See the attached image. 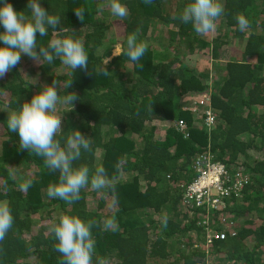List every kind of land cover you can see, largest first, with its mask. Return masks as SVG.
<instances>
[{
	"label": "trees",
	"instance_id": "trees-1",
	"mask_svg": "<svg viewBox=\"0 0 264 264\" xmlns=\"http://www.w3.org/2000/svg\"><path fill=\"white\" fill-rule=\"evenodd\" d=\"M8 2L30 14L28 0ZM121 2L129 16L108 20L107 7L101 10L107 0H40L49 13L60 14L57 30L69 29L59 35L83 38L89 71L61 74L54 70L64 66L59 58L39 65L22 54L20 63L0 79V185L7 182L9 189L0 191V200L9 202L14 217L0 241V264H61L49 227L63 214L97 222L92 228L94 264L97 257L108 264L203 262L206 254L198 237L206 213L235 232L232 236L227 229L214 242L207 254L212 264H264V0H220L224 14L207 36L178 18L189 0ZM79 8L84 21L75 15ZM239 14L250 22L243 32L235 19ZM137 28L148 49L132 62L122 51L127 35ZM54 35L51 29L48 36L37 34L38 45L46 47ZM116 45L120 52L112 56ZM198 55L206 57L199 69L187 62ZM109 57L111 62L105 63ZM34 76L72 80L60 94L74 91L80 99L71 111L60 105L61 111L66 109L62 135L75 129L91 138V151L74 163L106 169L116 187L114 205L111 192H97L90 185L72 204L48 197L58 172H49L42 157L20 150L18 133L7 129L9 111L40 90ZM195 94L210 95L217 111L214 127L206 128L202 118L195 121L183 109L181 97ZM179 120L187 125L184 131L177 128ZM202 151L221 160L231 177L242 171L247 179L241 199L232 196L220 211L180 203L179 186L194 177L192 160ZM28 178L33 183L25 192L19 185ZM223 215L231 217L223 220ZM106 217L115 218V230L104 229Z\"/></svg>",
	"mask_w": 264,
	"mask_h": 264
},
{
	"label": "clouds",
	"instance_id": "clouds-1",
	"mask_svg": "<svg viewBox=\"0 0 264 264\" xmlns=\"http://www.w3.org/2000/svg\"><path fill=\"white\" fill-rule=\"evenodd\" d=\"M145 2L150 3L151 0ZM104 7L120 20L129 16L128 8L121 0H107L106 5H101V10ZM26 9L30 14L16 11L8 0L0 2V27L3 28L0 32V79L20 63L22 54L39 65H51L54 59L59 58L61 63L71 70L69 75L76 69L89 71L88 53L83 38L59 35L69 30L62 27L57 30L61 25L60 14L49 13L40 0H28ZM74 12L80 21H84L83 8ZM223 14L224 6L220 0H189L178 18L185 24L191 23L194 31L203 36L216 30L217 20ZM235 19L240 31L249 28L250 22L243 14L237 15ZM49 29L55 34L54 37L48 41L46 47L39 46L37 34L40 37L48 36ZM139 36V28L128 34L126 49L122 51L132 62L139 61L148 49L147 42L139 39ZM109 59L110 57L106 58L105 63ZM35 83L36 78L33 77V84ZM71 84L72 80L61 83L56 79H53L51 84H43L30 102L25 101L19 108L9 111L7 129L9 132L18 133L20 150H27L42 157L49 172H58V181L49 184L47 188L48 197L72 204L81 199V190L90 185L94 191L111 192L114 205L117 200L116 187L106 169L98 165L93 171L87 164L77 166L74 163L81 159L83 152L91 151V138L75 129L67 137L62 135V114L58 105L69 106L71 111L74 102L80 99L74 91L61 96L60 90L68 89ZM204 95H188L190 98L187 101L190 104L182 105L183 109L193 115L195 121L196 115L199 114L193 111L194 107H198L195 102ZM32 183L31 178L25 179L19 188L26 192ZM8 190L7 182L0 185V191ZM13 223L14 217L9 202L0 200V241L4 240ZM96 223L95 220L85 221L77 216L63 214L58 218V222L50 225L49 231L56 239L54 248L63 257L61 264H94L95 240L92 228ZM162 223L167 224V216L163 218ZM103 227L105 230H115L118 225L114 217H106ZM95 264H108V261L97 257Z\"/></svg>",
	"mask_w": 264,
	"mask_h": 264
},
{
	"label": "built area",
	"instance_id": "built-area-1",
	"mask_svg": "<svg viewBox=\"0 0 264 264\" xmlns=\"http://www.w3.org/2000/svg\"><path fill=\"white\" fill-rule=\"evenodd\" d=\"M193 111L198 112L197 119L202 118L201 122L210 129L217 122V111H215L210 104V96L208 94L197 99ZM180 131L186 129V123L179 120L176 124ZM191 168L194 170V177L186 183L179 186L181 191V205L190 207L207 206L220 211L226 206V201L232 196L236 199H241L242 189L246 183V177L242 171H238L233 177L229 175L225 164L221 160L215 159L208 151L198 153L192 160ZM168 177V175H167ZM228 216L223 215L220 218L223 220ZM219 225V226H218ZM230 225L223 221L220 224L206 213L199 222V237L202 248L205 249V258L203 262H196L194 264H212L208 259V252L211 250L216 240H221L226 236V230L230 229V235L235 232ZM202 233V234H201ZM198 234V233H197ZM182 264V263H178Z\"/></svg>",
	"mask_w": 264,
	"mask_h": 264
},
{
	"label": "rangeland",
	"instance_id": "rangeland-1",
	"mask_svg": "<svg viewBox=\"0 0 264 264\" xmlns=\"http://www.w3.org/2000/svg\"><path fill=\"white\" fill-rule=\"evenodd\" d=\"M105 12H106V16L105 17H107V19L108 20H113V19H116V17L115 16H113V15H111L110 14V12H109V10L108 9H106L105 10ZM108 12V13H107ZM210 34V33H209ZM209 34H206V35H204V36H207V35H209ZM212 34H213V32H212ZM213 36V35H212ZM183 46V45H182ZM119 52H120V47H119V45H116L115 47H114V50H113V52H112V56H114V55H117V54H119ZM226 54L227 55H229V51L227 50L226 51ZM111 57H110V59L108 60V61H110L111 62ZM194 59H197V60H195L194 61ZM204 59H206V57L205 56H200V55H198L197 57H193V58H189L188 59V64L189 65H191L192 67L194 66V67H196L197 69H199V68H202V66L204 65V63H205V60ZM37 65V64H36ZM38 66V65H37ZM63 66V65H62ZM210 67H211V64L209 65ZM41 68V67H40ZM54 70H56V71H59L61 74H64L68 69L66 68V66H63V67H55V69ZM31 77V76H30ZM35 77V76H34ZM36 78V83L35 84H39L41 87H42V85L43 84H51V82H52V80L51 79H49V78H47V79H45V77L44 78H37V77H35ZM32 79V82H33V77L31 78ZM34 84V85H35ZM197 95H200V94H197ZM58 109H59V111H60V113L62 114V112L63 111H65L66 109H63L62 111H61V106L60 105H58ZM62 122H63V120H62ZM64 123V122H63ZM63 123H62V126H63ZM87 200H88V204L89 205H91V198L90 197H88L87 198ZM164 210L162 211V212H160V217H162L163 215H164ZM226 216V215H225ZM228 216V215H227ZM231 216H228L226 219H229ZM200 238H198V240H199Z\"/></svg>",
	"mask_w": 264,
	"mask_h": 264
},
{
	"label": "crops",
	"instance_id": "crops-1",
	"mask_svg": "<svg viewBox=\"0 0 264 264\" xmlns=\"http://www.w3.org/2000/svg\"><path fill=\"white\" fill-rule=\"evenodd\" d=\"M189 98L190 97L188 95L187 96H182L181 99H180L181 105H189L190 102L187 101Z\"/></svg>",
	"mask_w": 264,
	"mask_h": 264
}]
</instances>
